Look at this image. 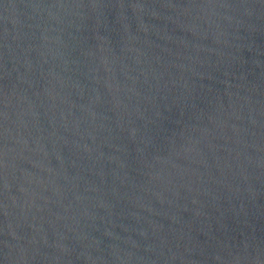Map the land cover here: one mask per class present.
Instances as JSON below:
<instances>
[{
    "label": "water",
    "instance_id": "1",
    "mask_svg": "<svg viewBox=\"0 0 264 264\" xmlns=\"http://www.w3.org/2000/svg\"><path fill=\"white\" fill-rule=\"evenodd\" d=\"M0 264H264V0H0Z\"/></svg>",
    "mask_w": 264,
    "mask_h": 264
}]
</instances>
